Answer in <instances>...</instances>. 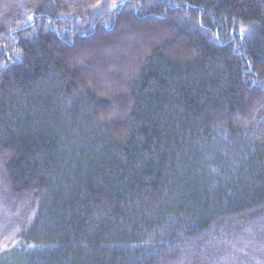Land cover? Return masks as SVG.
<instances>
[{"label": "trees", "instance_id": "16d2710c", "mask_svg": "<svg viewBox=\"0 0 264 264\" xmlns=\"http://www.w3.org/2000/svg\"><path fill=\"white\" fill-rule=\"evenodd\" d=\"M0 264H264V0H0Z\"/></svg>", "mask_w": 264, "mask_h": 264}]
</instances>
